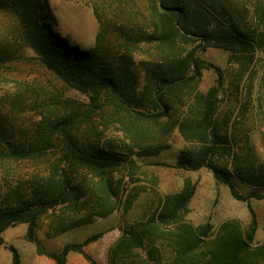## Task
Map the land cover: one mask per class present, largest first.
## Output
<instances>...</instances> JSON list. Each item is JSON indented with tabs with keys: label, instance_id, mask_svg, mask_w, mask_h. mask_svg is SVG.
Masks as SVG:
<instances>
[{
	"label": "trees",
	"instance_id": "1",
	"mask_svg": "<svg viewBox=\"0 0 264 264\" xmlns=\"http://www.w3.org/2000/svg\"><path fill=\"white\" fill-rule=\"evenodd\" d=\"M148 1L147 31L137 29L132 17L126 16V24L116 28L118 43L104 44L100 29L92 46L80 48L54 29L57 19L49 0H0V11L14 16L21 37L44 66L87 98L77 110L41 119L23 142L8 140L0 128L6 156L15 160L55 159L46 173L29 181L26 191L9 189L0 198V247L11 253V264L21 263L20 253L4 242L2 232L15 223L27 224L26 237L35 243L37 254L54 264H65L70 251L97 264L84 246L102 233L66 243L59 251H48L34 236L38 220L66 204L73 220L46 230V235L53 237L90 222L93 216L112 213L116 209L112 197L117 193L105 181L109 173L132 163L134 156H153L166 149L174 129L185 141L177 166L208 169L234 199L247 203L249 224L244 226L232 218L212 233L210 222L192 225L183 221L195 192V183L184 178L180 190L165 193L144 221L123 231L112 252L130 254L132 249L142 248L156 263L159 252L153 242L160 238L171 248L173 264H264V240L254 243L257 222L249 203L264 199V162L254 161L252 149L246 154L239 151L233 111L219 113L221 68L201 55L208 48H220L241 60L256 50L264 52V28H242L218 0ZM142 42L153 44L155 54L135 61L132 50ZM5 60L0 49V66ZM136 65L143 71L140 88ZM205 69L214 71L217 84L202 91L198 85ZM261 81L264 93V74ZM111 128L120 136L122 147L107 140L105 132ZM245 139L249 142L247 133ZM83 170L100 180L90 204L84 199ZM236 182L249 191L239 192ZM85 207L91 211L82 214ZM145 240L152 243L148 249Z\"/></svg>",
	"mask_w": 264,
	"mask_h": 264
},
{
	"label": "rangeland",
	"instance_id": "2",
	"mask_svg": "<svg viewBox=\"0 0 264 264\" xmlns=\"http://www.w3.org/2000/svg\"><path fill=\"white\" fill-rule=\"evenodd\" d=\"M227 6L239 25L247 31L264 28V0H218ZM57 19L54 29L72 44L88 48L95 42L101 29L103 43L116 42V28L126 24V16L132 17L137 29L149 28L148 0H49ZM118 43V41L116 42ZM0 49L6 60L0 66V128L8 140L23 142L31 137L38 122L44 117L54 118L61 113L77 110L87 101L79 91L63 83L47 69L37 54L30 48L19 31V25L11 13L0 11ZM154 45L142 42L132 50L135 61L151 59ZM202 57L218 65L222 71L219 92V113L233 111V131L237 134L238 149L250 153L255 162H264V93L261 77L264 74V52L256 50L250 57L237 60L229 51L208 48ZM138 88L143 83V71L135 66ZM216 74L205 69L199 81V89L207 90L215 85ZM96 125L102 126L96 121ZM107 140L122 147L120 136L114 128L106 131ZM249 135V142L245 134ZM185 141L176 129L168 139V147L158 154L133 157V162L118 167L105 179L116 191L112 203L116 209L105 217L93 216L90 222L70 228L53 237L46 235L60 224L70 223L72 213L66 204L49 210L37 222L35 239L48 251H59L66 243L80 242L94 233H102L90 248L97 264H153L145 249H132L130 254L115 255L113 247L123 231L144 221L158 206L160 198L168 192H176L183 186L184 178L195 183V192L183 215V221L192 225L210 222L212 233L219 225L235 218L244 226L250 222L247 203L234 199L226 185L217 182L206 168L186 170L177 166L176 160ZM55 159L43 157L33 160H15L6 156L0 142V198L9 189L26 191L34 176L47 172ZM85 191L84 199L89 204L98 191L100 180L90 171L81 172ZM241 193L249 188L236 182ZM256 216L254 243L264 240V199L249 201ZM91 208L85 207L82 214ZM26 223H15L2 232L6 244H11L20 253V264H48V258L37 254L36 245L26 237ZM172 229V227H171ZM174 231V229L172 230ZM104 236L103 239H101ZM146 241L148 249L152 243ZM159 252L154 264H173V252L166 240L153 242ZM74 252V251H73ZM82 257V256H81ZM11 253L0 247V264H10ZM76 261H74L75 263ZM83 264H91L82 257Z\"/></svg>",
	"mask_w": 264,
	"mask_h": 264
},
{
	"label": "crops",
	"instance_id": "3",
	"mask_svg": "<svg viewBox=\"0 0 264 264\" xmlns=\"http://www.w3.org/2000/svg\"><path fill=\"white\" fill-rule=\"evenodd\" d=\"M103 238H104V236L101 239H103ZM95 244H96V241L94 243V246H95ZM92 245H93L92 242L87 244L86 246H84V250L93 257V255H92V253L90 251V248H91ZM74 261H76V262L74 263ZM46 262L48 264H54L53 261L50 260V259H48ZM10 264H11V262H10ZM65 264H83L82 257L77 252L70 251L67 254L66 263Z\"/></svg>",
	"mask_w": 264,
	"mask_h": 264
}]
</instances>
